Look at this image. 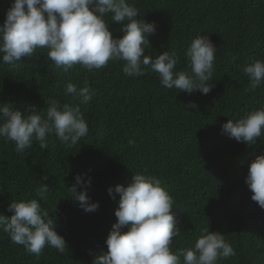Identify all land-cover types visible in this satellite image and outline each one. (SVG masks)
<instances>
[{"label":"trees","instance_id":"obj_1","mask_svg":"<svg viewBox=\"0 0 264 264\" xmlns=\"http://www.w3.org/2000/svg\"><path fill=\"white\" fill-rule=\"evenodd\" d=\"M11 3L0 0V24ZM130 3L140 9L139 18L156 25L146 54L175 51L181 57L178 69L187 67L184 53L191 41L208 35L217 47L214 87L207 95L180 93L163 87L151 70L142 77L126 76L121 63L92 73L79 66L64 72L47 59V50L11 65L0 62V108L24 112L35 105L46 113L50 98L76 104L64 94L68 81L83 86L87 80L96 90L93 100L81 106L89 134L76 145L53 135L47 149L35 143L21 157L14 142L0 139V213L10 217L13 200L39 199L34 188L45 183L49 195L42 206L67 246L63 254L46 247L37 258L0 230V264H92L95 255L107 251L105 241L117 222L119 195L113 200L108 189L127 186L137 172L159 178L174 198L172 211L181 227L174 251L193 247L208 227L224 234L236 251L218 264H264V209L251 199L245 182L255 156L264 155V139L249 146L221 131L228 120L264 106V86L245 93L249 81L241 71L245 63L264 59V0ZM120 28L117 22L109 25L114 37L123 35ZM77 175L91 179L87 193L99 202L97 211L85 212L72 199L68 188Z\"/></svg>","mask_w":264,"mask_h":264},{"label":"clouds","instance_id":"obj_2","mask_svg":"<svg viewBox=\"0 0 264 264\" xmlns=\"http://www.w3.org/2000/svg\"><path fill=\"white\" fill-rule=\"evenodd\" d=\"M109 17L121 25L122 36H113ZM139 17L140 9L130 0H12L0 24V62L11 65L47 50V59L64 72L79 66L92 73L110 62L121 63L128 77H142L151 70L167 89L207 95L214 87L211 81L217 48L210 37L193 39L184 53L187 67L178 69L181 57L175 51L146 54L156 25ZM241 71L249 81L245 93L264 86V59L245 63ZM64 94L78 103L50 98L46 113L35 105L24 112L9 105L0 108V139L14 142L15 152L21 157L29 154L35 143L47 149L53 135L65 145H76L89 134L81 106L93 100L96 90L87 80L83 86L68 81ZM189 106L197 107L195 102ZM221 131L238 142L255 145L258 138L264 139V106L228 120ZM245 182L253 193L251 199L264 209V155L255 156ZM90 186L91 179L85 182L82 175H77L75 184L68 188L72 199L89 213L99 208V202H92L88 196ZM3 190L0 186V192ZM34 192L39 199L13 200L8 205L13 213L10 217L0 213V230L12 244L23 246L26 253L37 258L46 247L63 254L67 249L65 238L56 231V220L41 203L48 200L49 186L41 183ZM108 192L113 200L119 195L117 222L105 241L107 251L95 255L92 264H218L221 258L236 255L225 235L208 227L200 231L193 247L174 251L173 241L181 234L172 211L175 201L154 175L134 173L127 186L110 187Z\"/></svg>","mask_w":264,"mask_h":264}]
</instances>
